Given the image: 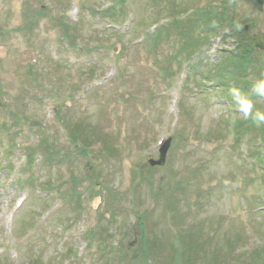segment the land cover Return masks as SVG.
<instances>
[{
	"label": "rangeland",
	"instance_id": "1",
	"mask_svg": "<svg viewBox=\"0 0 264 264\" xmlns=\"http://www.w3.org/2000/svg\"><path fill=\"white\" fill-rule=\"evenodd\" d=\"M248 24L244 91L246 0H0V264H264V146L216 75Z\"/></svg>",
	"mask_w": 264,
	"mask_h": 264
},
{
	"label": "trees",
	"instance_id": "2",
	"mask_svg": "<svg viewBox=\"0 0 264 264\" xmlns=\"http://www.w3.org/2000/svg\"><path fill=\"white\" fill-rule=\"evenodd\" d=\"M121 2H124L125 0H120ZM216 17H214L215 21L221 24L225 23V16L223 15V13L221 14H216ZM238 32V39H240V43L239 46L240 49H238L237 53L234 54H227L226 56H224V58L222 59L219 68H216V75L218 78V81H221L224 84H227V86L225 85L224 88L229 89V80L230 78H239L238 82H242L243 80H245V77L243 74V71L246 70L251 67L254 68V64L255 61L253 60V56L251 57L250 53L252 51L255 50V48L253 47L252 41L250 42L249 40L243 42V38H246L247 36L245 34H241L239 28L237 29ZM164 33V32H161ZM159 37V35L157 36ZM237 67L235 70L231 69ZM240 71L241 74H237V72ZM232 78V79H233ZM247 82V81H246ZM227 92V91H226ZM255 98V97H254ZM251 121V120H250ZM247 121V124H242L241 126V130L243 133H247L249 130V126L253 129V132L255 133V136H257L258 140L263 144L264 146V126H260L257 127L253 121ZM249 122V123H248ZM75 136H77L78 134H74ZM83 153H85L84 150H82ZM86 154V153H85ZM261 159V157H260ZM264 161V159H261V162ZM197 250V249H196ZM181 257V256H180ZM175 264H180V262L175 261Z\"/></svg>",
	"mask_w": 264,
	"mask_h": 264
},
{
	"label": "clouds",
	"instance_id": "3",
	"mask_svg": "<svg viewBox=\"0 0 264 264\" xmlns=\"http://www.w3.org/2000/svg\"><path fill=\"white\" fill-rule=\"evenodd\" d=\"M231 104L244 119H250L257 126H264V109L257 108L254 97H264V77L252 82L248 91L230 87L228 91Z\"/></svg>",
	"mask_w": 264,
	"mask_h": 264
},
{
	"label": "water",
	"instance_id": "4",
	"mask_svg": "<svg viewBox=\"0 0 264 264\" xmlns=\"http://www.w3.org/2000/svg\"><path fill=\"white\" fill-rule=\"evenodd\" d=\"M248 3H250L251 5H253L257 10L258 12L260 13H263L264 12V0H246ZM249 27L247 26L246 27V30H248ZM254 41L255 42V45L258 49H261L263 50V43L260 41V38H254ZM170 140H168L166 142V144L164 145V147L161 149L160 153V159L158 161H155V160H151L150 161V164L152 166H162L165 164V160H166V153H167V150L170 146Z\"/></svg>",
	"mask_w": 264,
	"mask_h": 264
}]
</instances>
